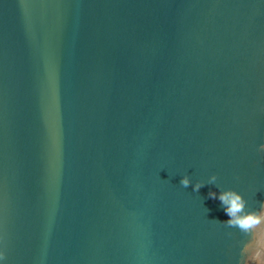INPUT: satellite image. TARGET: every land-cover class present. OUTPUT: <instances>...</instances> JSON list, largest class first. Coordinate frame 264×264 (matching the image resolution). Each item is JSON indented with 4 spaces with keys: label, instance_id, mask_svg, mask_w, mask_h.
Listing matches in <instances>:
<instances>
[{
    "label": "water",
    "instance_id": "95a60500",
    "mask_svg": "<svg viewBox=\"0 0 264 264\" xmlns=\"http://www.w3.org/2000/svg\"><path fill=\"white\" fill-rule=\"evenodd\" d=\"M261 144L264 0H0L4 264H242Z\"/></svg>",
    "mask_w": 264,
    "mask_h": 264
},
{
    "label": "clouds",
    "instance_id": "9594fccd",
    "mask_svg": "<svg viewBox=\"0 0 264 264\" xmlns=\"http://www.w3.org/2000/svg\"><path fill=\"white\" fill-rule=\"evenodd\" d=\"M259 150L264 151V144L259 145ZM213 176L212 180L215 181ZM181 183L184 186L191 184V178L185 176ZM204 185L197 183L195 190L199 191ZM212 199L219 200L223 205L228 219L223 223L238 227L251 238L242 249L244 257L242 264H264V206L255 210L248 207V201L244 195L235 189L212 191L209 193ZM6 252L0 249V264H4Z\"/></svg>",
    "mask_w": 264,
    "mask_h": 264
}]
</instances>
